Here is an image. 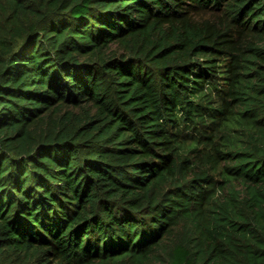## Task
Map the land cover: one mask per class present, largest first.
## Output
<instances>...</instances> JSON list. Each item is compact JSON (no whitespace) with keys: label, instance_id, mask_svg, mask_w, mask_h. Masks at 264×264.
Listing matches in <instances>:
<instances>
[{"label":"trees","instance_id":"trees-1","mask_svg":"<svg viewBox=\"0 0 264 264\" xmlns=\"http://www.w3.org/2000/svg\"><path fill=\"white\" fill-rule=\"evenodd\" d=\"M0 264H264V0H0Z\"/></svg>","mask_w":264,"mask_h":264}]
</instances>
